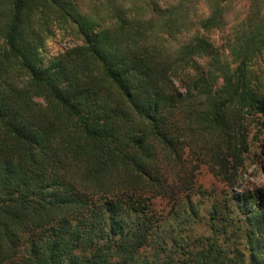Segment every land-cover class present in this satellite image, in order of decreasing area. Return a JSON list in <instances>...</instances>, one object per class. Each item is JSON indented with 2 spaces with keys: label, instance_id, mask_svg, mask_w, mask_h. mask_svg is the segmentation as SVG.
I'll return each instance as SVG.
<instances>
[{
  "label": "trees",
  "instance_id": "trees-1",
  "mask_svg": "<svg viewBox=\"0 0 264 264\" xmlns=\"http://www.w3.org/2000/svg\"><path fill=\"white\" fill-rule=\"evenodd\" d=\"M263 116L264 0H0V264H264L263 198L192 202Z\"/></svg>",
  "mask_w": 264,
  "mask_h": 264
},
{
  "label": "rangeland",
  "instance_id": "rangeland-1",
  "mask_svg": "<svg viewBox=\"0 0 264 264\" xmlns=\"http://www.w3.org/2000/svg\"><path fill=\"white\" fill-rule=\"evenodd\" d=\"M225 34L215 32L211 35V40L216 47L224 44ZM75 42L73 39L62 38L57 36L51 40L47 46V54L49 57L58 54L65 50L67 47L72 46ZM257 139L252 141V149L249 160L244 170L239 188L229 189L220 183L214 176L205 168L201 167L196 177V194L192 197V202L201 208L200 217L203 219L202 223L198 225V233H206V227L202 225L208 219V212L213 200H222L225 195L232 196L234 194L244 193L251 197L254 205H250V209L261 207L264 200V116L261 119L260 132L257 133ZM251 204V203H250ZM171 203L167 200H155L152 203L153 212L157 217L166 216L170 209Z\"/></svg>",
  "mask_w": 264,
  "mask_h": 264
}]
</instances>
